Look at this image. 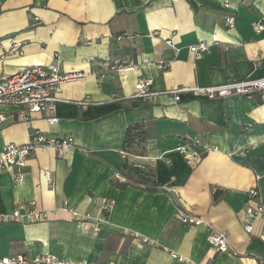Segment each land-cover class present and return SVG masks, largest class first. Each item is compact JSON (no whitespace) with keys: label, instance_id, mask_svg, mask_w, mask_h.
<instances>
[{"label":"crops","instance_id":"1","mask_svg":"<svg viewBox=\"0 0 264 264\" xmlns=\"http://www.w3.org/2000/svg\"><path fill=\"white\" fill-rule=\"evenodd\" d=\"M230 15L234 30L226 25ZM263 17L264 0H0V79L55 61L82 74L62 85L55 125L44 114L21 120L19 107L0 105V154L37 131L73 138L62 155L39 148L25 167L0 173V216L32 201L48 215L42 223L0 224V258L260 264L263 222L255 223L254 234L244 225L252 188L264 204V101L183 93L176 102L167 92L264 77V31L253 27ZM215 41L221 44L200 57L190 51ZM128 63L133 66L124 72L112 69ZM143 81L155 96L146 103L134 98ZM135 123L154 125L140 161L154 169L164 191L111 183L124 167L126 130ZM186 144L200 157L182 153ZM104 199L113 203L108 221L97 234L83 232L77 218H98ZM179 208L203 223L181 224ZM211 227L229 234L238 256L211 248Z\"/></svg>","mask_w":264,"mask_h":264},{"label":"built area","instance_id":"2","mask_svg":"<svg viewBox=\"0 0 264 264\" xmlns=\"http://www.w3.org/2000/svg\"><path fill=\"white\" fill-rule=\"evenodd\" d=\"M226 25L229 30L236 28V18L233 15L226 17ZM256 32L264 31V17L253 23ZM171 43V42H170ZM220 41H215L213 44L200 42L192 45L190 51L195 56H202L209 52L212 46L220 45ZM229 46L225 50H229ZM145 63L149 62L147 59ZM133 64H118L112 66L113 70L124 72ZM161 69L167 68L163 63L160 65ZM82 77L78 72L63 71L57 61L47 66L34 65L24 68L10 76H5L0 79V105H13L21 109L20 119L28 121L34 114H44L46 120L50 125H55L59 122L56 116V104L59 101L58 94L61 87L65 83L75 81ZM103 77V76H102ZM176 102L181 100L183 93H191L197 98L206 100L223 99L232 96H241L245 98H254L260 96L264 101V77L261 78H240L226 82L216 86H194V87H180L169 92ZM149 91V82L143 81L137 85L134 94L135 99H139L144 103L153 99ZM0 120H5L4 116H0ZM199 145L197 141L195 143ZM73 146V138H58L50 137L47 134L37 131L31 134L29 141L24 145L8 144L4 151L0 154V173L21 169L25 167L28 159L39 148H52L60 155ZM191 145L186 144L179 148V150L186 154L189 159L199 158V153H190ZM135 160L140 161L141 157L132 156ZM142 167L141 165H139ZM50 177V174L47 173ZM115 177H119L117 174ZM19 176V180H22ZM122 179V178H121ZM166 191L178 196L176 190L169 188ZM250 201L245 209V225L244 229L248 234H254L255 223L258 220L263 222V229L259 239L264 242V204L260 200V193L257 187L249 191ZM112 201L104 199L100 208L101 215L98 218L86 214L81 218H77V223L81 230L89 234H97L100 232L102 225L108 221L109 212L112 207ZM77 217V214L74 213ZM48 219L47 212L40 209L35 201L26 205L17 207L10 215L0 216V224L15 222V223H42ZM175 220L184 225L199 226L203 220L197 216L185 212L179 208L175 213ZM147 243L145 240H141ZM208 243L216 253H229L232 256H238V253L233 250L229 234L211 227L208 236ZM179 260L183 261L182 258ZM260 264H264V256L260 259ZM0 264H89L87 261H71L61 259L52 254L40 255L36 258H30L24 254H17L8 257L0 258Z\"/></svg>","mask_w":264,"mask_h":264},{"label":"trees","instance_id":"3","mask_svg":"<svg viewBox=\"0 0 264 264\" xmlns=\"http://www.w3.org/2000/svg\"><path fill=\"white\" fill-rule=\"evenodd\" d=\"M153 129L154 125L151 123H135L128 126L123 145L125 164L122 171L118 173L120 178L113 177L111 180L115 187L120 189L134 187L150 192L164 191L156 183L154 169L132 157L144 158L147 152V141L154 136Z\"/></svg>","mask_w":264,"mask_h":264}]
</instances>
